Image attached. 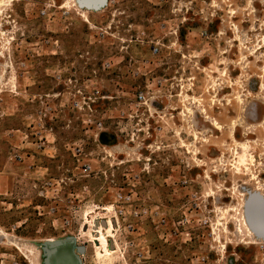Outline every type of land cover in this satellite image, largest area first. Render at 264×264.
<instances>
[{
    "label": "rangeland",
    "instance_id": "1",
    "mask_svg": "<svg viewBox=\"0 0 264 264\" xmlns=\"http://www.w3.org/2000/svg\"><path fill=\"white\" fill-rule=\"evenodd\" d=\"M0 1H5L0 7V228L27 241L73 236L79 246L88 247L83 264H135L125 251V256L118 252L113 260L100 261L87 238V221L98 213L106 219L104 212L112 210L117 189L128 187L123 175L135 171L142 173L136 187L139 204L158 207L170 221L197 214L212 225H195L191 242L165 243L151 221L145 222L142 232L151 259L141 264H191L195 255L209 253L210 246L225 247V257L236 264H260L259 243L244 245L236 238L233 216L239 214L224 212L235 206L241 211L238 193L248 197L258 189L264 194V0H116V10L102 13L105 6L86 14L74 0ZM172 19L179 26L177 36L157 32L165 38L166 49L155 71L172 87L155 97L150 112L133 116L122 100L120 110L127 118L115 111L97 142L75 116L64 112L48 124L53 145L42 152L27 149L32 148L25 139L27 117L40 110L39 96L55 89L52 71L70 70L74 64L81 68L86 60L75 57L84 51L99 62L121 55V43L112 38L90 46L86 21H112L117 38L126 39L129 25H142L153 35L154 23ZM127 54L118 73L100 74L109 93L118 92L117 83L124 94L145 87V79L134 80L127 68L131 62L153 61L149 46L133 44ZM216 123L222 131L215 129ZM80 140L95 160L96 175L84 177L75 169L67 146ZM109 154L110 159L102 160ZM146 159H151L149 167ZM120 162L125 165L118 167ZM62 179L61 211L78 217L76 226L66 230L48 214L54 202L41 197L46 182ZM69 194L83 197L70 207L65 202ZM95 209L80 230L83 215ZM253 212L264 231V215L257 206ZM227 226L233 233L228 246ZM12 245L0 238V264H33L24 248ZM58 263L67 264L63 257Z\"/></svg>",
    "mask_w": 264,
    "mask_h": 264
},
{
    "label": "built area",
    "instance_id": "2",
    "mask_svg": "<svg viewBox=\"0 0 264 264\" xmlns=\"http://www.w3.org/2000/svg\"><path fill=\"white\" fill-rule=\"evenodd\" d=\"M158 1L159 4H165L167 2V0ZM117 5L116 0L111 2L108 0L106 9L102 13H105L106 10H116ZM43 14L45 15L46 12H43ZM174 21L172 19L170 21H158L154 23L153 35H149L142 25H129L126 39L117 38L112 21L98 25L86 21L90 31V46L96 43L102 44L105 40L112 38L114 41L116 40L121 43L119 49V54L121 55L117 58H105L99 62L90 52L84 51L82 52L83 54L77 53L75 57V60L77 58L79 60H86L84 63L79 62L82 65L81 68L78 69L74 64L70 70L59 67L54 69L51 78L56 83L55 89L50 93L40 95L38 98L40 110L27 117L29 134L25 136V139L29 146L32 147L27 149L42 152L53 145L50 141L51 131L47 127L49 123L53 124L58 121L64 112H69L75 116L85 134L91 135L94 141L102 137L103 133H105L107 123L112 121L115 111H119L121 118H127L125 117L127 112L123 109L120 110V102L122 100L127 102V111L133 116L138 117L143 111L150 112L149 106L156 103L155 97L163 93L165 94L166 90L172 87L170 80L164 77H156L155 71L158 58L166 49L164 43L165 38H162V35L157 34V32L168 30L169 36H177L179 26ZM57 43L58 41L52 42L54 45H57ZM133 44L141 47L148 45L151 56L154 59L153 61L148 60L142 63L137 62V64L134 62L133 65V62H131V66L127 68V73L134 80L145 79V87L142 88L139 86L132 89L131 95V92L124 94L121 91L122 86L120 83H117L115 88H117L116 90L118 92L113 94L109 93L100 78V74L118 73L120 71V65L123 64V60L125 61V56L128 55L129 48ZM55 55H57V51ZM136 65H139V68H136ZM168 92L170 93L171 90ZM67 151L75 160V169L82 176L90 177L99 173L94 167L95 160L86 153L84 141L80 140L69 144ZM110 157L111 155L109 154V156L107 155L102 160L110 159ZM146 161V166L149 167L151 159H146ZM124 163L120 162L117 166L122 167L125 165ZM109 167L112 169L113 166L110 164ZM141 174L135 171L124 174L123 177L128 187H120L117 189L114 195V204L111 206L112 210H108L107 207H101L107 208L103 216L108 220L113 218L117 227L116 236L113 238L111 245L113 246L114 244L123 256H125L123 251L126 252L128 258H130V255H133L132 259L135 264H141L151 259L150 247L144 237L145 234L142 232V226L147 221H151L157 230L159 239L165 243H170L175 239H180L183 243L191 242L193 238L191 231L195 229V225L203 228L209 227V229L212 227L209 219L200 220V218H197V214H183V218L175 222L170 221L165 214H162L158 207L152 208L139 204L140 199L136 187L141 179ZM64 184L66 183L63 179L49 180V182L45 183V187L48 188L41 194V197L54 202V205L48 208V214L55 218V222H60L62 230L74 228L78 218L76 212H71L67 209V211H61L62 207L59 205L61 203L59 200ZM183 184H186V182H183ZM50 188L53 189V196L51 198L48 197V189ZM85 193H87L86 189L81 194L85 195ZM83 195L69 194L65 202L71 207L77 201L80 202ZM44 208L38 207L39 211L44 210ZM62 210H65L64 206ZM95 211L96 209L83 215V224L80 230H83L87 214ZM127 239L129 240L128 242L126 241ZM259 250L262 256L259 263L264 264V243H259ZM225 251L226 249L223 246L215 250L210 246L209 253L195 255L191 264H230L231 261L225 257ZM233 264L236 263L233 262Z\"/></svg>",
    "mask_w": 264,
    "mask_h": 264
},
{
    "label": "bare ground",
    "instance_id": "3",
    "mask_svg": "<svg viewBox=\"0 0 264 264\" xmlns=\"http://www.w3.org/2000/svg\"><path fill=\"white\" fill-rule=\"evenodd\" d=\"M84 1H85V4H92V3H88L86 0H84ZM74 2H75V5L77 6V8L81 11V13L83 12L86 14L87 12H97V11H92L88 8H84V7L80 6L78 0H74ZM3 6H5V1H0V7H3ZM263 85L261 86V90L264 89ZM241 102H242V100H241ZM215 126H216L215 129L217 131L223 130V127L219 124L216 123ZM235 127H236V125L234 123L233 124V130ZM236 154L238 155L239 152H237ZM252 160L254 161L255 158H252ZM256 192H257V194H259L264 199V194L260 190L257 189ZM238 194H240L239 197L241 198L239 201V207H240L241 211H238V208H236V206H235V207H229L224 212V214H226V215L233 214L234 212H235V214H239V217L233 216V220H235V222L237 224V227H236L237 229L235 231V234L237 237L236 236L235 237L241 238L243 241L242 243L244 245H254V244L260 243V242L263 243L264 240L262 238H259L253 232V230L251 229L250 224L248 222V219L246 217L248 197H246L243 193H238ZM212 195H213V193H212ZM234 196H237V192L234 194ZM99 212H100V210H99ZM102 214L98 213V214L93 215V216L89 215L91 217L87 222H88V225L90 226L91 231H90V233L87 234V238H88L89 243L94 245V247L96 249V257L100 261L113 260L114 256H116V254L119 252L118 251L119 249H116L114 244H113V246L111 245L113 242V238H115L116 224H115V220L113 218L106 220L101 216ZM86 219H88V218L86 217ZM255 222H256L257 226L259 227V223H258V220L256 218H255ZM225 234L227 236L233 234L228 226L226 227ZM0 238L10 240L13 243L12 246L16 247L17 250H21L23 252L25 250L26 254L28 256L27 259H29L33 264H45L48 253H47L44 245L47 242H54L56 240H67V238L75 239L73 236L69 237L67 235V237L45 239V240H41V241H34V240L33 241H27V240L19 239L13 234H9V233L5 232L2 228H0ZM227 240H228L227 246L231 245L232 239L230 238V236L228 237ZM76 242H77V240H76ZM77 245H78V243H77ZM23 248H24V250H23Z\"/></svg>",
    "mask_w": 264,
    "mask_h": 264
},
{
    "label": "water",
    "instance_id": "4",
    "mask_svg": "<svg viewBox=\"0 0 264 264\" xmlns=\"http://www.w3.org/2000/svg\"><path fill=\"white\" fill-rule=\"evenodd\" d=\"M108 0H97L92 4H85L84 0H78L79 5L92 11H99L104 8ZM253 206L264 215V199L257 192H249L247 199L246 217L253 232L264 240V231H262L255 222V214ZM47 258L45 264H59L58 260L64 258L67 264H83L82 256L85 255V247L77 245L75 239L67 238V240H56L47 242L45 245ZM233 264V261L230 262Z\"/></svg>",
    "mask_w": 264,
    "mask_h": 264
},
{
    "label": "flooded vegetation",
    "instance_id": "5",
    "mask_svg": "<svg viewBox=\"0 0 264 264\" xmlns=\"http://www.w3.org/2000/svg\"><path fill=\"white\" fill-rule=\"evenodd\" d=\"M84 247H85V254H86L88 252V247L85 245H84Z\"/></svg>",
    "mask_w": 264,
    "mask_h": 264
}]
</instances>
